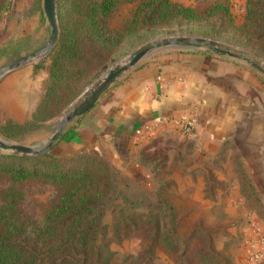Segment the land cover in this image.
Listing matches in <instances>:
<instances>
[{"label": "crops", "instance_id": "0c3cea01", "mask_svg": "<svg viewBox=\"0 0 264 264\" xmlns=\"http://www.w3.org/2000/svg\"><path fill=\"white\" fill-rule=\"evenodd\" d=\"M6 1L0 9V47L11 37L18 51H28L47 26L42 0ZM37 61L0 77V107L17 121L26 119L43 95L47 68ZM181 118L192 119V135L179 131ZM62 131L66 136L55 141L52 152L90 151L116 162L133 161L155 138L187 140L191 163L171 169L170 180L190 187L186 197L207 205L209 216L215 217L218 206L237 243L231 264H248L250 249L264 236V223L251 205L264 203V78L254 67L207 49L162 47L120 75ZM160 264L171 261L163 257Z\"/></svg>", "mask_w": 264, "mask_h": 264}, {"label": "trees", "instance_id": "16d2710c", "mask_svg": "<svg viewBox=\"0 0 264 264\" xmlns=\"http://www.w3.org/2000/svg\"><path fill=\"white\" fill-rule=\"evenodd\" d=\"M120 1L136 4L129 19L114 28L108 20ZM55 13L58 37L48 51L43 95L29 120L7 121L4 131L8 137L38 126L58 109L61 100L71 101L75 81L104 63L124 36L161 23L214 19L219 27L204 29L201 35L244 46L264 58V0H244L239 23L233 22L226 0H212L203 10L175 0H56ZM225 26L229 34L221 33ZM66 133L60 131L58 138ZM29 180L52 187L36 215L26 214L21 206L25 199L22 185ZM111 190L112 170L93 152L59 155L49 150L32 155L0 151V264H113L117 250L110 243L122 239L130 227L136 231L149 228L152 242L173 244L170 238L176 234L160 233L158 217L132 216L127 211L132 204L111 202ZM107 208L117 209L118 216L104 220ZM170 221L175 230V220ZM151 245L144 244L146 252ZM129 256L121 255L116 264H126ZM139 257L133 264H152L151 255Z\"/></svg>", "mask_w": 264, "mask_h": 264}, {"label": "rangeland", "instance_id": "374dc122", "mask_svg": "<svg viewBox=\"0 0 264 264\" xmlns=\"http://www.w3.org/2000/svg\"><path fill=\"white\" fill-rule=\"evenodd\" d=\"M5 1L0 0V9L1 6H4ZM226 1L229 3L233 22L239 23L242 19L244 0ZM211 2L212 0H190L182 3L191 5L197 10H203ZM135 4L136 1H120L116 10L110 16L108 24L114 28L122 26L129 19ZM42 18L44 19L43 22L47 23L44 14ZM210 27L216 28L219 27V24L214 19L183 23L169 21L153 26L148 31H136V33L124 36L107 56L104 63L100 64L97 69H91L81 79L75 81L69 96H73V98L77 96L91 81L100 76L114 63L124 59L132 49L148 39L173 34L201 35L204 29ZM221 33L229 34V27L225 26ZM47 36L48 25L44 35H41V39H38L36 45L28 51H18L12 42L13 39L9 37L7 44L0 47V65L14 62L23 55L38 49L45 43ZM50 56L46 52L43 56L37 58L38 61L36 63L46 66L50 61ZM261 76L263 77L262 74ZM69 102L68 100L65 101V99L61 100L57 107L58 109L51 116L39 121V125L33 129L24 130L18 137L14 138L5 134L4 130L8 129L7 121L23 123L30 119L31 113L35 108L30 111L26 119L17 121L6 116L5 109L0 107V138L41 148L48 135L52 132L62 109ZM22 116L24 115L21 114L20 117ZM15 132H19V130H15ZM150 142L148 147L139 149L138 154L131 162L124 159L116 162L115 160H110L106 155L95 154L98 158L105 161L112 170L111 202L119 203L120 206L125 202L127 204L131 203L133 208L129 207L127 211L134 217L136 215H142L146 218L158 217L160 233L174 232L176 238H170V241L174 239V242L172 241L173 246H165L166 244L159 240L155 243L150 240L152 230L149 228L136 231L130 227L122 239L110 243V247L117 250L112 263L116 264L117 259L121 255L129 254L130 256L125 260L126 264H133L138 260L136 259L138 256L145 259L150 255L152 264H160V260L163 257L171 261V264H202L204 260L206 264H231L232 255H234L233 246L237 243L233 235H228L226 230L228 221L221 218L218 206H216L215 217L209 216V211L206 209L207 205L192 203L186 197V194L192 191L190 187L174 185V182L170 180L171 169L181 170L183 166L191 163L192 157L188 155L190 143L176 136L161 139L155 138ZM229 159H231L233 164H241L238 157H230ZM22 187L25 191V199L21 203L23 211L29 215L38 214L41 207L45 204L49 192L52 190L51 185L45 182L29 180L24 182ZM250 193H254V191L251 190ZM168 205H171L172 208L169 209ZM251 205L264 223V203L254 202ZM112 215L118 216V210L107 208L104 220H110ZM171 218L175 220V230L172 229ZM120 233L122 234V231ZM150 242L153 245H151L149 252H146L144 244Z\"/></svg>", "mask_w": 264, "mask_h": 264}, {"label": "water", "instance_id": "95a60500", "mask_svg": "<svg viewBox=\"0 0 264 264\" xmlns=\"http://www.w3.org/2000/svg\"><path fill=\"white\" fill-rule=\"evenodd\" d=\"M56 0H42V11L48 25V36L43 45L31 51L14 62L0 65V77L10 70L30 61H33L48 52L56 43L58 37V25L55 13ZM162 47H188L207 49L222 53L232 58L245 61L264 77V58L252 50L226 41L218 40L202 35L173 34L158 36L148 39L132 49L127 56L114 63L100 76L91 81L77 96H75L61 111L56 119L52 132L48 135L41 148L29 146L20 142L4 140L0 138V151H8L24 154H42L49 151L58 139L62 127L75 117L86 112L96 102L98 97L107 91L115 80L124 72L133 67L142 57Z\"/></svg>", "mask_w": 264, "mask_h": 264}, {"label": "built area", "instance_id": "2783aa9c", "mask_svg": "<svg viewBox=\"0 0 264 264\" xmlns=\"http://www.w3.org/2000/svg\"><path fill=\"white\" fill-rule=\"evenodd\" d=\"M177 124L183 136H190L193 134L191 118L178 119ZM247 260L248 264H264V236L258 238L257 247L250 249Z\"/></svg>", "mask_w": 264, "mask_h": 264}]
</instances>
